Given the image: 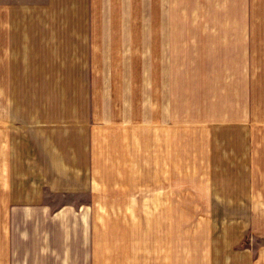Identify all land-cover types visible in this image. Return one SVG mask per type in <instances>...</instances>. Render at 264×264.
<instances>
[{"label": "crops", "instance_id": "0c3cea01", "mask_svg": "<svg viewBox=\"0 0 264 264\" xmlns=\"http://www.w3.org/2000/svg\"><path fill=\"white\" fill-rule=\"evenodd\" d=\"M262 53L264 0H0V264L102 260L139 171L153 227L200 226L140 264H264Z\"/></svg>", "mask_w": 264, "mask_h": 264}, {"label": "rangeland", "instance_id": "374dc122", "mask_svg": "<svg viewBox=\"0 0 264 264\" xmlns=\"http://www.w3.org/2000/svg\"><path fill=\"white\" fill-rule=\"evenodd\" d=\"M98 55H102V58H106L105 53H101ZM258 56V55H257ZM110 58V55L107 56ZM260 63H261V83L260 89L258 91V97L256 99V112L254 116V127L257 135L255 136L256 141L258 143H264V53L260 54ZM120 60V59H119ZM133 61L135 65V78L140 77V54L133 55ZM259 62V60H257ZM32 86H21L20 91L23 94V98H27L30 96L32 92ZM138 90L135 89V92ZM7 91V86H0V92H2V96ZM35 91V90H34ZM139 93V91H138ZM260 94V96H259ZM4 104V100L2 97V106ZM24 104V102H23ZM28 104L26 103V109H28ZM3 133V132H2ZM3 151V150H2ZM136 152V149H135ZM260 153V147L257 149V154ZM264 158V149L262 155ZM134 157L135 165H138L140 169V157ZM137 179L131 182L132 187H129L125 192L131 193L133 192V212H106L103 214V227H102V260L96 261L95 264H140L141 256L139 255L142 250H140V238L143 235H148L150 237H157L159 235L163 237H188V236H196L200 235L196 231L197 227H200L196 223L197 214H178V217L175 219L173 213H168L162 215V223H163V230H158L157 227H153L152 225H156L158 220L157 213H150L147 212L143 213L142 205H141V172L136 174ZM259 183V184H258ZM264 182H257L258 186L262 185ZM122 194V193H121ZM118 204L120 208L121 201L125 199V196L118 195ZM127 199L130 200L131 198L127 196ZM150 219L151 227L150 230L146 229L145 225L148 224ZM111 227V228H110ZM146 229V230H145ZM128 242L130 251L131 259L125 260L121 259L124 257V249L125 243ZM140 244V245H139ZM149 255L146 259L149 260V256L151 255L152 251L148 252ZM114 258V259H110ZM152 259V256H150Z\"/></svg>", "mask_w": 264, "mask_h": 264}]
</instances>
